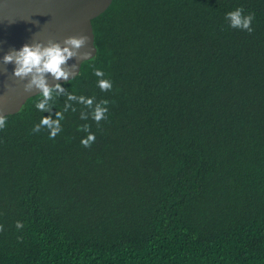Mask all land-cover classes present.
Here are the masks:
<instances>
[{
  "label": "trees",
  "instance_id": "obj_1",
  "mask_svg": "<svg viewBox=\"0 0 264 264\" xmlns=\"http://www.w3.org/2000/svg\"><path fill=\"white\" fill-rule=\"evenodd\" d=\"M240 7L251 34L225 18ZM92 24L97 55L62 86L108 119L74 103L33 133L67 95L6 117L0 264H264V0H114Z\"/></svg>",
  "mask_w": 264,
  "mask_h": 264
},
{
  "label": "clouds",
  "instance_id": "obj_2",
  "mask_svg": "<svg viewBox=\"0 0 264 264\" xmlns=\"http://www.w3.org/2000/svg\"><path fill=\"white\" fill-rule=\"evenodd\" d=\"M226 20L229 26L233 29H239L251 34L254 29L252 27L255 20L254 13L245 14V9L240 7L234 11L226 14ZM15 20H10L9 24L15 23ZM31 22V21H29ZM36 35V33H35ZM88 37L81 35L79 37L72 36L63 40L62 43L56 42L52 39L45 41H37L31 44H25L19 50L12 49L2 58V65L0 72L7 73V65H14L12 76L24 83L23 91L30 94L34 91L39 92L41 97L35 104V108L39 111L52 113L54 102L60 97L67 95V101L61 112L55 113V118L52 115L43 117L38 124H36L32 131L39 133L42 129L49 131V139H55L63 129L61 121L64 120V113L71 110L76 112L77 109L73 106L74 103L83 105L88 109L87 112L81 111L80 118L88 120L91 118L100 125L102 121L108 119V100L95 101V97H85L83 95L77 96L72 93H67L60 81L68 82L76 76L79 64L69 65V61L78 60L84 61L91 56L90 52H82L81 50L87 46ZM93 74L98 77L97 87L103 92H110L113 90V83L111 80L104 78L105 73L100 69H95ZM49 78L56 81L50 84ZM9 91L11 89L9 88ZM4 97H0V102H3ZM7 126L6 117L0 111V131ZM80 131L88 133L86 138L81 140V144L85 148H91L95 142V134L91 132V125L84 124L79 129ZM24 225L17 221L16 228L23 229ZM3 225H0V232H3ZM22 237L18 240L22 241Z\"/></svg>",
  "mask_w": 264,
  "mask_h": 264
},
{
  "label": "water",
  "instance_id": "obj_3",
  "mask_svg": "<svg viewBox=\"0 0 264 264\" xmlns=\"http://www.w3.org/2000/svg\"><path fill=\"white\" fill-rule=\"evenodd\" d=\"M113 1L0 0V68L4 67V54L12 49L19 50L25 44L46 42L48 39L62 43L68 37L84 35L88 37V43L81 51L90 52L91 56L84 61H69V65H80L76 76L68 82L74 80L80 75L82 65L97 55L92 22L105 13ZM10 20L16 22L9 24ZM6 67L7 73L0 72V97H4L0 102V111L5 117L19 113L29 99L39 95L38 91L26 94L23 91L26 82L12 76L14 65ZM49 83L54 85L56 81L49 78Z\"/></svg>",
  "mask_w": 264,
  "mask_h": 264
}]
</instances>
